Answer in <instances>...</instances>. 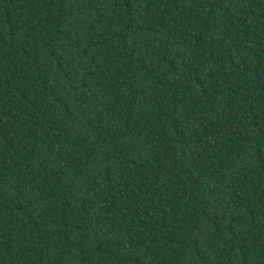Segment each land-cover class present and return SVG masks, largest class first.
Returning a JSON list of instances; mask_svg holds the SVG:
<instances>
[{
	"label": "trees",
	"instance_id": "16d2710c",
	"mask_svg": "<svg viewBox=\"0 0 264 264\" xmlns=\"http://www.w3.org/2000/svg\"><path fill=\"white\" fill-rule=\"evenodd\" d=\"M0 264H264V0H0Z\"/></svg>",
	"mask_w": 264,
	"mask_h": 264
}]
</instances>
